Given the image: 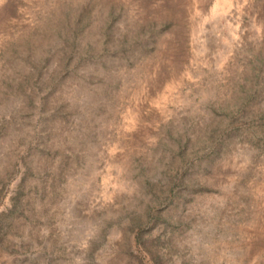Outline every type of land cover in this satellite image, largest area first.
<instances>
[{
    "label": "rangeland",
    "instance_id": "1",
    "mask_svg": "<svg viewBox=\"0 0 264 264\" xmlns=\"http://www.w3.org/2000/svg\"><path fill=\"white\" fill-rule=\"evenodd\" d=\"M0 264H264V0H0Z\"/></svg>",
    "mask_w": 264,
    "mask_h": 264
}]
</instances>
